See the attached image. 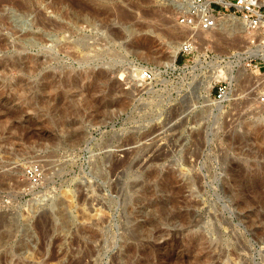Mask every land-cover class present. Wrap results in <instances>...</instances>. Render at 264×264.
I'll return each instance as SVG.
<instances>
[{"label": "rangeland", "instance_id": "1", "mask_svg": "<svg viewBox=\"0 0 264 264\" xmlns=\"http://www.w3.org/2000/svg\"><path fill=\"white\" fill-rule=\"evenodd\" d=\"M177 5L0 0V264H264V58L247 54L264 43L241 17L196 35ZM198 55L221 65L208 86ZM111 84L134 94L94 121ZM172 192L188 222L160 208Z\"/></svg>", "mask_w": 264, "mask_h": 264}, {"label": "bare ground", "instance_id": "2", "mask_svg": "<svg viewBox=\"0 0 264 264\" xmlns=\"http://www.w3.org/2000/svg\"><path fill=\"white\" fill-rule=\"evenodd\" d=\"M2 1H6V0H2ZM176 1V0H175ZM240 17L239 16H237V15H235V14H233V13H229V14H223V15H221V16H219V18H218V21H217V26H218V24H219V20L221 19L222 20V22H223V25L224 26H228V24L229 23H231L232 24V22H235L236 24L238 23V24H241V22H240V19H239ZM243 21V20H242ZM244 22V21H243ZM245 23V22H244ZM246 24V23H245ZM214 28H217V27H214ZM191 30H193V31H195V34L196 35H198V34H201V33H204V32H206V30H202V29H199V28H197V29H191ZM212 30V29H211ZM202 31V32H201ZM209 30H207V32H208ZM181 45L182 44H180V45H178L177 46V48H176V50L174 51V57L176 56V54L178 53V51L180 50V48H181ZM263 47L264 46H261V45H257V46H254V47H249V50H247V54L250 56V55H261L262 54V57L264 58V49H263ZM103 54L104 53H106V52H102ZM107 53H109L110 54V52H107ZM203 53H205V52H203ZM102 55V54H101ZM112 55V54H111ZM110 55V56H111ZM115 57H116V55H114ZM248 57V56H247ZM238 61L239 62H242V60L243 59H245L246 58V56H244V54L243 53H240V54H238ZM175 59V58H174ZM173 59V60H174ZM231 61V60H230ZM195 65L193 66V65H191V70L192 71H196V69H198V68H203V67H207V65L209 64V63H207V65H204V61L201 59V56L200 55H198L197 57H196V59H195ZM227 63H229L228 61H227ZM226 63V64H227ZM172 65L174 66V61L172 62ZM231 65V64H230ZM208 67H211V70H210V75L208 76V78H206V80L203 82V83H206V85L208 86V84H210L211 82H212V80H213V78L216 76V74H217V70L221 67V65L219 64V63H217V62H215V61H210V64L208 65ZM231 67V66H230ZM231 71V70H230ZM105 75H107L106 74V72L105 71H102V73H100L99 74V76H105ZM197 75V74H196ZM228 79L230 80V82H231V79H233V76L232 75H229V77H228ZM120 82H121V80H120ZM116 84V83H115ZM115 84H111V86L109 87V88H107V91L104 93V94H102L101 93V95L102 96H99V97H96V99H92L90 102H92L91 104L88 102V104L90 105V106H88L89 108H92V110H93V113H94V121L96 120H100V118H102L103 117V115H106V113H108L109 112V110L110 109H113V108H115V109H125L127 106H128V101L126 102V100H124V99H119V98H117L116 96H118L117 94L120 92H122V94L124 93V95L126 94V97L127 96H129V95H132V94H134V89H132V88H119L118 87V85H115ZM95 87V86H94ZM97 87V86H96ZM105 89V88H104ZM102 91H105V90H102ZM92 95V94H91ZM87 99V98H86ZM68 105V104H67ZM92 113V114H93ZM64 115V114H63ZM93 116V115H92ZM66 117V116H65ZM64 117V118H65ZM63 118V120H65ZM67 119V118H66ZM105 119V118H104ZM77 121V120H76ZM62 122V121H61ZM66 122V124H67V121H65ZM75 122V121H74ZM105 122V121H104ZM58 123H60V121H58ZM57 123V124H58ZM60 124H62V126H63V123H60ZM59 124V125H60ZM70 125V124H69ZM64 126H67V129L69 128V126L68 125H64ZM63 126V127H64ZM71 126V130L70 131H72L71 133V137H70V142L69 143H73L74 141L76 142L77 140H79L80 141V139H84L83 137L85 136V132H83V130H81L80 128H78L77 126H72V125H70ZM62 127V128H63ZM63 129H65V128H63ZM155 131V130H154ZM160 131V130H159ZM150 133V132H149ZM48 134V133H47ZM150 135V134H149ZM135 137V136H134ZM140 137V136H139ZM144 137V136H143ZM48 138V137H47ZM51 138V137H50ZM53 138V137H52ZM79 141H77V142H79ZM129 141V140H128ZM135 142V141H134ZM134 149V148H133ZM155 149V148H154ZM153 149V150H154ZM160 149V148H159ZM151 150V149H150ZM156 150V149H155ZM156 151H158V150H156ZM155 151V152H156ZM160 151V150H159ZM126 152V151H125ZM166 152V151H165ZM198 152V151H197ZM196 152V153H197ZM126 153H128V156H130L129 154H130V151H127ZM158 153V152H157ZM151 154V153H150ZM160 153H158V154H156V155H159ZM146 155V154H145ZM153 155V154H152ZM150 156V155H149ZM194 156V155H193ZM193 156H192V158H193ZM147 157V156H146ZM152 157V156H151ZM154 157H155V155H154ZM156 158V157H155ZM145 159V158H144ZM152 159H154V158H152ZM157 159V158H156ZM149 160H150V157H149ZM145 161H147V160H145ZM152 161V160H151ZM126 162V161H125ZM114 164H112L111 166H112V171H114V172H117V170L118 169H121V166L124 164V162L123 161H121V160H118V161H116L115 160V162H113ZM147 163V162H146ZM128 166V165H127ZM144 166V165H143ZM146 166H148V165H146ZM123 168V167H122ZM173 171V170H172ZM113 172V173H114ZM174 172V171H173ZM115 174V173H114ZM173 175V174H172ZM171 177V176H170ZM173 178V177H172ZM233 178V177H232ZM169 179V178H168ZM165 180V179H164ZM171 180V179H170ZM174 181V180H173ZM162 182V181H161ZM175 182V181H174ZM173 182V183H174ZM233 182V181H232ZM171 183H172V181H171ZM187 183V182H186ZM188 184V183H187ZM186 184V187L189 185H187ZM137 185V184H136ZM135 185V186H136ZM171 184H170V182L168 181V183H165L164 184V186L165 187H170L169 189H171V186H170ZM174 185H175V183H174ZM164 186H161V187H163L164 188ZM184 187V186H183ZM232 187V186H231ZM179 188V187H178ZM172 189H174V188H172ZM182 189V188H181ZM164 190V189H163ZM174 192H176L175 191V189H174ZM174 192H172V193H174ZM235 192V191H234ZM168 193V192H167ZM170 194V193H169ZM231 194V193H230ZM179 195V194H178ZM177 195V196H178ZM176 196V194L174 193V194H172L171 195V197H169V198H167V200L164 202V205L162 206H160V208L162 207V209H164V212L166 213V214H169V217H170V220H175V219H177V218H179V219H181V220H184L185 222L188 220V219H190V218H193V216H194V212H196V211H190V210H188V208L186 209L185 207H181V209L182 208H184V209H180L179 207V202L180 201H178V198H176L175 197ZM168 197V196H167ZM63 199H65L64 200V202L63 203H65V204H67V203H70V204H67V205H71V199H70V197L69 196H67L66 195V193H65V197H64V195H63ZM166 199V198H165ZM189 200V199H188ZM199 200V199H198ZM67 202V203H66ZM192 202V201H191ZM190 202V203H191ZM194 202H195V200H194ZM168 203H173V206H174V210H172L171 208V210L170 209H168ZM186 203V202H185ZM188 204H189V201L187 202ZM199 203H200V201H199ZM181 204V203H180ZM192 204V203H191ZM100 205V204H99ZM192 205H198L199 206V204H197V202H196V204L194 203V204H192ZM105 207V206H104ZM164 207V208H163ZM170 207V206H169ZM172 207V206H171ZM188 210V211H186V210ZM105 210H106V207H105ZM104 209H103V205L102 206H98V208H96L95 209V213H91V215L90 214H88L89 215V218L90 219H93L94 220V218L95 217H97V216H101V217H103V221L102 220H100V224L101 223H106V219H107V217L109 218V216L107 215V214H109L108 212H107V210L105 211ZM161 210V209H160ZM184 210V211H183ZM170 213H169V212ZM107 213V214H106ZM161 214V213H160ZM87 215V216H88ZM84 217H86V216H84ZM100 217V218H101ZM162 217H163V215H162ZM162 217L160 216L159 217V219L161 218L162 219ZM89 218H88V220H89ZM158 218V217H157ZM164 218V217H163ZM154 219H155V217H154ZM158 219V220H159ZM85 220H86V218H85ZM97 220V219H96ZM163 220V219H162ZM165 220H167V219H165ZM170 220H167V221H170ZM102 221V222H101ZM107 221H109V220H107ZM155 221H156V219H155ZM177 221V220H176ZM189 221V220H188ZM187 221V222H188ZM97 222V221H96ZM98 222H99V220H98ZM159 222H161V220L160 221H158V223ZM103 223V224H104ZM158 223H154V225H158ZM170 223V222H169ZM173 223V222H172ZM102 224V225H103ZM156 225V226H157ZM160 225V224H159ZM99 227L101 226V225H98ZM101 227H103V226H101ZM157 228V227H156ZM158 228H159V226H158ZM166 229V228H165ZM165 229H163V231L165 230ZM187 229V228H186ZM159 230H161V229H159ZM168 230H170L169 228L167 229V231ZM97 231V230H96ZM96 231H90V234L92 235V236H94V237H96V236H98V232H96ZM158 231V230H157ZM162 231V230H161ZM162 231V232H163ZM166 231V230H165ZM165 232V233H168V232ZM176 231V230H175ZM162 232H160V233H162ZM169 232H171V231H169ZM177 232V231H176ZM179 232V231H178ZM159 233V232H158ZM175 234V233H174ZM173 234V235H174ZM175 236V235H174ZM92 238V237H91ZM178 238V237H177ZM195 238V237H194ZM201 238H203V237H201V236H198V234H197V236H196V238L195 239H193V241L191 242V244L192 245H203L204 246V242L203 241H201ZM178 240V239H177ZM175 241H176V238H175ZM174 241V242H175ZM179 241H180V239H179ZM169 242V241H168ZM167 242V243H168ZM173 242V243H174ZM171 243V242H170ZM207 246V245H206Z\"/></svg>", "mask_w": 264, "mask_h": 264}, {"label": "built area", "instance_id": "3", "mask_svg": "<svg viewBox=\"0 0 264 264\" xmlns=\"http://www.w3.org/2000/svg\"><path fill=\"white\" fill-rule=\"evenodd\" d=\"M179 4L177 19L180 23L190 27L203 30L214 28L217 25L219 16L226 13H233L243 19L249 29L256 31L253 42H263L264 37V0H176ZM230 12H227V10ZM195 39L185 40L180 48L183 53H189L194 49ZM248 64L253 67H260L253 60ZM145 79L152 77V70L147 68L142 71ZM227 84L221 83L218 86L217 97H221L227 91ZM264 99V92L263 97ZM38 168L31 167L28 173L31 176L38 174Z\"/></svg>", "mask_w": 264, "mask_h": 264}]
</instances>
